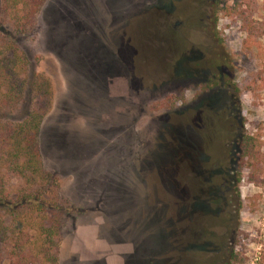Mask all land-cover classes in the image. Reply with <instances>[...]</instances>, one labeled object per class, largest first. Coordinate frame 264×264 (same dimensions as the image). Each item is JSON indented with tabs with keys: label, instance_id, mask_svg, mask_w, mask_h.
Instances as JSON below:
<instances>
[{
	"label": "rangeland",
	"instance_id": "rangeland-1",
	"mask_svg": "<svg viewBox=\"0 0 264 264\" xmlns=\"http://www.w3.org/2000/svg\"><path fill=\"white\" fill-rule=\"evenodd\" d=\"M217 3L39 8L27 45L51 92L38 145L58 182L57 264H195L205 239L264 264V186L234 180L235 136L264 125V1L247 41Z\"/></svg>",
	"mask_w": 264,
	"mask_h": 264
},
{
	"label": "trees",
	"instance_id": "trees-1",
	"mask_svg": "<svg viewBox=\"0 0 264 264\" xmlns=\"http://www.w3.org/2000/svg\"><path fill=\"white\" fill-rule=\"evenodd\" d=\"M250 1L217 3L220 2L225 16L239 21L245 41L250 40L254 30V21L247 10ZM43 2L0 0V263L5 259L8 264H57L62 226L56 205L58 182L52 172L43 168L38 145L51 92L48 81L33 69L27 45L37 31L34 18ZM165 101L160 105H166ZM17 108L24 110L23 117L10 119L11 111ZM261 129L264 130V125H257L254 132L240 130L235 136L236 183L244 175L246 182L264 186ZM12 180L16 181L14 185ZM218 194L215 185V194L208 198L211 204ZM194 230L188 233L191 235ZM205 242L213 245L195 264L245 263L244 256L233 246L224 247L222 240L217 244L211 239L202 243ZM208 252L217 255L210 260L206 258Z\"/></svg>",
	"mask_w": 264,
	"mask_h": 264
},
{
	"label": "flooded vegetation",
	"instance_id": "flooded-vegetation-1",
	"mask_svg": "<svg viewBox=\"0 0 264 264\" xmlns=\"http://www.w3.org/2000/svg\"><path fill=\"white\" fill-rule=\"evenodd\" d=\"M191 229H192V230L195 229L193 232H194V233L196 232L195 234H197V233L199 232V229H200V228L191 227V228H189L188 230H191ZM191 233H192V232H191Z\"/></svg>",
	"mask_w": 264,
	"mask_h": 264
},
{
	"label": "built area",
	"instance_id": "built-area-1",
	"mask_svg": "<svg viewBox=\"0 0 264 264\" xmlns=\"http://www.w3.org/2000/svg\"><path fill=\"white\" fill-rule=\"evenodd\" d=\"M262 219L264 220V216L262 217ZM263 223H264V221H263ZM263 226H264V224H262Z\"/></svg>",
	"mask_w": 264,
	"mask_h": 264
}]
</instances>
